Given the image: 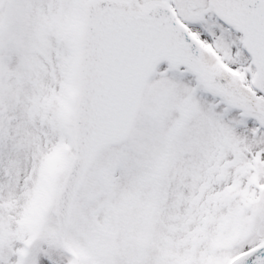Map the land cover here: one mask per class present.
I'll use <instances>...</instances> for the list:
<instances>
[{
  "label": "snow or ice",
  "instance_id": "6c2138e0",
  "mask_svg": "<svg viewBox=\"0 0 264 264\" xmlns=\"http://www.w3.org/2000/svg\"><path fill=\"white\" fill-rule=\"evenodd\" d=\"M0 264H264V0H0Z\"/></svg>",
  "mask_w": 264,
  "mask_h": 264
}]
</instances>
